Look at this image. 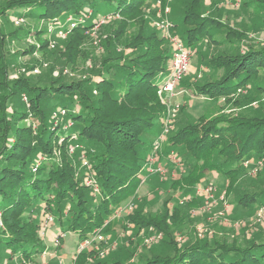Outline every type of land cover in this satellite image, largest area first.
<instances>
[{
	"label": "trees",
	"instance_id": "trees-1",
	"mask_svg": "<svg viewBox=\"0 0 264 264\" xmlns=\"http://www.w3.org/2000/svg\"><path fill=\"white\" fill-rule=\"evenodd\" d=\"M188 1H173L172 6H186L182 15L172 20L173 30L198 59V64L191 66L205 65L208 71L200 84L185 86L193 85L194 92L210 98L213 104L221 97L236 95L238 88L248 83L258 84L257 93L263 90L260 76L264 47L247 41V31L235 29L202 0ZM151 3L152 0H7L0 5L1 13L9 18L27 10L34 18L50 23L53 29H41L50 35L62 30L83 37L100 20L93 13L85 20L90 10L107 11L114 15L113 19H124L120 30L109 33L112 38L123 32L129 20L132 25L138 23L128 43L131 52L106 50L104 60L91 69L96 74L94 78L63 83L49 79L48 73L34 81L25 75L10 77L9 69L16 59L9 56L8 39H20L30 30L24 28L8 36L0 27V264L3 257L12 260L14 256L21 259V264L38 262L47 245L44 237L55 223L60 231L57 235L77 233L79 245L85 240L105 244L106 238L94 237L112 231L119 219L117 211L130 199L138 200L134 211L125 214L127 221L138 229L149 232L152 228L163 234L154 254L140 251L132 254L133 261L97 258L90 263L95 251L82 250L73 256L74 264H264V238L230 241L195 236L180 244L174 233L185 224L186 212L199 204L197 194L187 195L208 172L217 171L233 180L247 174V159L264 156V118L239 114L228 117L225 112L203 114L195 120L178 116V130L169 137L167 148L181 153L182 158L177 155L186 168L168 185L161 184L180 191V195L171 194L164 200L161 194L154 196L157 208L151 207L152 201L138 198L145 165L167 115L163 99L168 92L164 85L174 57V46L167 37L146 27L144 11ZM243 6L262 16L257 27L252 26L264 32V0H243ZM110 25L113 23L105 27ZM76 146L87 154L99 187L97 196L92 195L80 166L70 156L71 148L80 150ZM160 176L148 175L155 181ZM253 184L242 185L245 192L234 199L238 207L252 208L264 201V188L254 190ZM232 193L230 183L226 196ZM40 212L46 213L43 219ZM48 215H52L53 222L43 233ZM59 248L58 245L56 249Z\"/></svg>",
	"mask_w": 264,
	"mask_h": 264
},
{
	"label": "rangeland",
	"instance_id": "rangeland-1",
	"mask_svg": "<svg viewBox=\"0 0 264 264\" xmlns=\"http://www.w3.org/2000/svg\"><path fill=\"white\" fill-rule=\"evenodd\" d=\"M5 1L7 0H0V5L5 4ZM173 1L152 0L150 7H147L144 11L145 23L149 31H156L160 35L165 36L166 32L159 28L156 22L164 19L171 24L173 19L182 15L186 6L181 3H177L175 5L177 7L172 6ZM202 1L206 6L214 8L215 12L218 11V13L222 14L235 29L247 31V35H249L247 41H252L254 45L264 47V32L253 29V26L256 28L258 22L262 20V16L256 14L255 11H246L243 6V0ZM189 3L190 0L188 1ZM211 4L214 6H211ZM165 7H169L170 12L164 13ZM1 11L2 8H0V27L8 36L12 35L13 32L22 31L24 28L30 30V32L26 33V36L24 35L20 39L11 36L8 39L7 49L10 52L9 56L14 55L13 58L16 59V61L14 60V67L9 69V76L18 77L19 75H25L31 78L32 81L46 73L49 74V79H54L58 83L67 81L82 82L84 79L94 78L96 75L92 74L94 65L104 60L103 57L106 55V50L117 52L126 50V52H131L132 48L128 45L129 39L138 29V23L132 25L129 23V20L123 32L119 36L117 35L115 38H112L109 33L114 34L117 29L120 30V25L124 24V19L120 18V16L113 19L114 15L106 14L107 11L93 12L90 10L84 19H90L93 13L95 17H100V20L92 29L84 33L83 37L71 32L50 35L41 29L43 27L47 30L51 27L53 29L54 26L49 23L45 24V21L42 19L34 18L27 10L21 11V15H12L13 18L2 14ZM115 21H119V23L115 24ZM109 23H113V25H110L111 28H106L105 26H109ZM173 29L172 23L169 33L179 38V33H175ZM37 30L41 32H36ZM110 38L112 40H109ZM167 40L173 45L169 37H167ZM197 61L198 59L191 54L190 66L191 63L192 65L198 64ZM190 68L179 79L173 93L168 92L163 99L167 106L176 109V116L165 140L159 148H153L150 156L155 158L157 164L167 168L168 174L160 176L158 181H155L154 178L150 179V176L147 177L140 187V195L138 197L139 199H145L144 201H152L149 202L152 208H157L159 205H155V200H152L154 196L161 194L163 196L161 200H164L169 198L171 194L175 196L180 195V191H175L165 186L169 184V181L180 177L186 168L182 161L179 165L172 160V155L178 154L181 157V153L178 150H168L167 148L169 137L178 130V124H180L178 120L180 117L182 119L195 120L203 114L218 115L221 112H225L229 115H227L228 117L238 116L239 114V116L253 117V115H256L258 118H264V70H262V73L260 72L263 90L260 89L259 93L255 89L258 84L248 83L244 87L238 88L236 95L229 97L231 99L221 97L220 100H217V104H213L210 98L208 99V97H203V95L194 92L193 85L189 87L185 86L186 84H200L201 81H204L207 77L205 74L208 68L205 65L191 66ZM207 75L209 76L210 74L208 73ZM245 104L246 107L244 106ZM183 107L185 108L181 113V108ZM62 113L64 115L65 111ZM178 116L180 117L178 118ZM253 120L256 119L254 118ZM71 124L68 123V125ZM34 128H37V126L34 125ZM77 148L80 149L78 152L70 150V156L80 166L79 169L81 170L83 181L88 184L89 180L93 181L92 167L88 161L86 152L81 150V146H76ZM178 155L177 157L181 159L182 157L180 158ZM244 165L248 166L247 174L242 173L241 176L238 175L233 180H229V178L219 175L217 171L208 172L206 177L196 184L195 190L189 191L187 197L197 194L199 204L192 206L186 212V221H184L185 224L181 229H174L175 237L180 244H185L190 238H194L195 236L200 238L217 237L230 241H243L245 238L247 240L264 238V201L255 203L252 208L238 207L234 203L235 197L245 192L242 188L244 185L254 183L251 186L252 189L255 190L257 187L258 189L264 188V156L258 160L253 158L247 159ZM152 181L154 182L153 184ZM161 183H165V185ZM230 183L233 187V193L228 197L226 196V187ZM88 186L92 188L93 196L99 195L96 185L88 184ZM197 188H211V191L198 192ZM178 198L180 200L183 199L181 196ZM137 200L130 199L134 203L129 208L128 204L130 201L121 207L124 209L128 208V211H119V219L113 226L112 231L103 236L108 242L104 240L103 243L105 244L102 245L93 243L91 240L82 241L79 245L77 244V233L72 231H68L66 234L62 232L57 235L59 230L55 223L44 237L47 244L45 251L54 253L53 257H49L47 264H74L73 256L77 252L91 249L95 251V256L89 259L90 263H93L97 258L103 261L112 258L121 260L128 258V260H132L131 256L135 252L139 253L140 251L146 253V255L154 254L161 244L159 240L163 238V234L157 233L152 228L148 230L149 232L144 229H138L134 224L129 223L125 217V214L134 211ZM170 205H172V202ZM45 214L40 212V219L41 215L43 219L46 216ZM188 223L192 224L189 225ZM58 245L60 248L56 249ZM20 260L16 256L12 260H7L6 257H3L1 262L2 264H21ZM41 260L39 258L36 263L27 261L24 264H41Z\"/></svg>",
	"mask_w": 264,
	"mask_h": 264
},
{
	"label": "built area",
	"instance_id": "built-area-1",
	"mask_svg": "<svg viewBox=\"0 0 264 264\" xmlns=\"http://www.w3.org/2000/svg\"><path fill=\"white\" fill-rule=\"evenodd\" d=\"M168 12H170V8L165 7L164 13H168ZM74 25H75L74 23H71L72 27ZM156 25L159 28H161L163 31L166 32L165 36L170 38V40L172 41L173 46H174V57H173V63H172V70L167 77L166 84L164 85L165 91H167L169 93H171V92L173 93V91L175 90V87L178 84L179 79L184 75V73L187 72V70L190 67L191 52L187 50L183 41L180 38L175 37L169 33V30L172 26V22L170 24L167 20L162 19L161 21H157ZM51 29H52V27L50 28V30ZM58 33L63 34L65 32L60 30ZM175 114H176V109L168 106V111H167V115L164 119V125H163L162 132L158 135V137L154 140V143H153L154 149L159 148L161 146L162 142L166 138V135L168 134V132H170L172 125H173V119L176 116ZM73 150H74V148H71V151H73ZM172 160L175 161L179 165L181 164V160L175 154L172 155ZM144 172L146 173L144 176V179H143L145 181L146 178L148 177V175H152V174H160L161 176H166L168 174V169L163 167L162 165L157 164L155 158L150 156L146 165H145ZM87 183L96 185V190L99 191V187H98L94 177H93V181L89 180ZM197 191L198 192H202V191L203 192H206V191L209 192V191H211V188H207V189L206 188H197ZM181 202H184V201H181ZM132 204L133 203L130 201L128 204V208L131 207ZM128 208H125V209L120 208L117 211V215H119V211H121V212L128 211ZM52 222H53L52 215H48L46 220L44 221V223L42 225V228H43L42 232L43 233L47 232V229L49 228V226ZM65 234H63V236H65ZM94 239L102 240V239H104V237L102 234L98 233L94 237ZM53 256H54V253L44 251L42 254L41 264H47L49 257H53Z\"/></svg>",
	"mask_w": 264,
	"mask_h": 264
}]
</instances>
